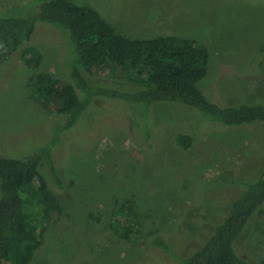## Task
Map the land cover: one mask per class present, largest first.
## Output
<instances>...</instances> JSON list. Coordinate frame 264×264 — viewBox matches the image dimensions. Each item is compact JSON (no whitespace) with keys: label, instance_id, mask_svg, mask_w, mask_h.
Masks as SVG:
<instances>
[{"label":"rangeland","instance_id":"rangeland-1","mask_svg":"<svg viewBox=\"0 0 264 264\" xmlns=\"http://www.w3.org/2000/svg\"><path fill=\"white\" fill-rule=\"evenodd\" d=\"M36 1L0 0V15H21ZM73 1L95 7L127 37L174 35L204 44L211 58L200 87L211 102L237 106L264 100V0ZM31 48L42 54V71L69 80L62 36L38 22L33 39L0 67V157L35 153L54 136L61 117L30 96ZM85 75L94 86L138 90L117 68ZM90 109L54 149L61 185L51 173L47 177L63 213L50 224L32 264H179L198 245L199 232L223 220L227 197L237 193L221 181L236 171L247 178L258 172L252 144L262 139L261 124L228 129L177 103L146 107L98 98ZM179 133L195 134L189 150L176 144ZM125 200L142 222L129 240L110 229ZM158 234L175 236L170 253L147 251V240ZM241 245L250 262L264 258L257 221L246 227Z\"/></svg>","mask_w":264,"mask_h":264},{"label":"trees","instance_id":"trees-1","mask_svg":"<svg viewBox=\"0 0 264 264\" xmlns=\"http://www.w3.org/2000/svg\"><path fill=\"white\" fill-rule=\"evenodd\" d=\"M38 22L52 26L62 36L68 51L64 59L68 61L69 80L42 71L41 52L35 48L28 51L26 63L34 69L28 81L30 96L61 117L54 136L35 153L24 158L0 157V264H32L43 250L50 224L63 213L47 177L51 173L61 185L54 149L60 136L91 111L95 99L146 107L183 104L224 128L261 124L264 131V100L220 106L207 98L200 87L209 73L211 58L204 44L174 35L127 37L95 7L73 0H39L21 15H0V67L33 39ZM94 68L112 73L116 68L122 70L138 90L91 85L85 73ZM251 126L248 128H255ZM175 139L185 150L196 140L195 134L189 133H179ZM252 147L258 154L257 174L247 178L236 171L221 181V186L237 187V193L227 197L223 220L212 231H200L198 245L180 257L179 264H264V258L250 262L241 245L252 221H257L264 233V134ZM205 207L208 210L210 205ZM140 215L130 200L120 202L118 213L110 219V229L129 240L142 227ZM180 231L185 233V229ZM173 238L154 235L147 240L146 249L166 255Z\"/></svg>","mask_w":264,"mask_h":264}]
</instances>
